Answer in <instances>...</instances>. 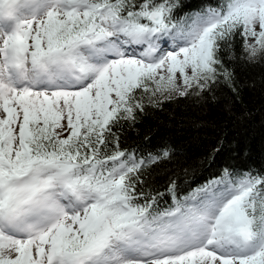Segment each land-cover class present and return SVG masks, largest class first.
I'll list each match as a JSON object with an SVG mask.
<instances>
[{"label": "snow or ice", "instance_id": "snow-or-ice-1", "mask_svg": "<svg viewBox=\"0 0 264 264\" xmlns=\"http://www.w3.org/2000/svg\"><path fill=\"white\" fill-rule=\"evenodd\" d=\"M184 7L0 0V264H264V170L180 196L143 178L171 149L120 146L146 106L230 84L226 49L264 62V0Z\"/></svg>", "mask_w": 264, "mask_h": 264}, {"label": "trees", "instance_id": "trees-1", "mask_svg": "<svg viewBox=\"0 0 264 264\" xmlns=\"http://www.w3.org/2000/svg\"><path fill=\"white\" fill-rule=\"evenodd\" d=\"M214 0H182L184 11H192ZM241 41L234 50L238 56ZM221 53L233 73L231 83L221 81L200 95L175 96L148 105L134 124L116 129L122 149L148 156L163 148L170 159L152 165L144 173L154 191L167 192L175 181L180 196L230 165L237 169L264 170V62L248 64ZM163 201L171 203L165 194Z\"/></svg>", "mask_w": 264, "mask_h": 264}, {"label": "rangeland", "instance_id": "rangeland-1", "mask_svg": "<svg viewBox=\"0 0 264 264\" xmlns=\"http://www.w3.org/2000/svg\"><path fill=\"white\" fill-rule=\"evenodd\" d=\"M173 97H175V96H173Z\"/></svg>", "mask_w": 264, "mask_h": 264}]
</instances>
